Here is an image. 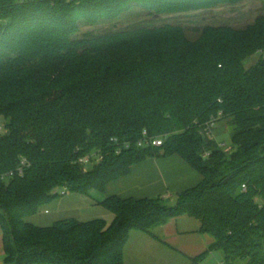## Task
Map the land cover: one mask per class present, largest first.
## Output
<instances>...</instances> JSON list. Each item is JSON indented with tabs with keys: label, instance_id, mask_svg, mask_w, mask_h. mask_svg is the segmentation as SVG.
I'll list each match as a JSON object with an SVG mask.
<instances>
[{
	"label": "trees",
	"instance_id": "trees-1",
	"mask_svg": "<svg viewBox=\"0 0 264 264\" xmlns=\"http://www.w3.org/2000/svg\"><path fill=\"white\" fill-rule=\"evenodd\" d=\"M241 1L0 0L6 262L125 264L132 230L154 235L157 225L188 214L215 241L187 264H201L215 249L223 251V264H264V14L242 27L207 23L195 37L169 22L77 35L82 24L135 8L161 16ZM254 53L257 62L245 67ZM216 115L231 117V153L213 136ZM145 130L164 143L138 145ZM169 154L202 174L174 204L112 194L97 199L113 213L110 222L27 220L64 193L93 196L133 164ZM86 155L101 158L88 167L81 162Z\"/></svg>",
	"mask_w": 264,
	"mask_h": 264
},
{
	"label": "crops",
	"instance_id": "crops-1",
	"mask_svg": "<svg viewBox=\"0 0 264 264\" xmlns=\"http://www.w3.org/2000/svg\"><path fill=\"white\" fill-rule=\"evenodd\" d=\"M220 122L217 129L219 136L224 131V125H220ZM201 180L202 174L179 154L151 156L133 164L127 174L108 182L100 197L97 196L94 200L98 203L97 199L116 194L121 197L160 196L166 202H176L181 191L198 184ZM200 226L201 221L198 218L181 214L154 227V235L132 230L125 244L129 245L134 239L135 245L132 243L129 247L131 250L129 260L143 261L142 264H159L163 261H166V264H182L190 261L215 241L212 234L201 232ZM219 251L220 253L216 254ZM4 256L3 231L0 227V264H11L5 261ZM208 257V263L214 258H217L214 264L224 262V253L221 249L210 251L201 264H204ZM124 261L127 264L125 247Z\"/></svg>",
	"mask_w": 264,
	"mask_h": 264
},
{
	"label": "rangeland",
	"instance_id": "rangeland-1",
	"mask_svg": "<svg viewBox=\"0 0 264 264\" xmlns=\"http://www.w3.org/2000/svg\"><path fill=\"white\" fill-rule=\"evenodd\" d=\"M261 13L264 14V0H242L241 2L235 4H224L209 10L190 11L179 14L172 13L161 16H149L142 13L140 8H135L132 9V11L125 12V14L114 20H100L94 24H82L77 35L85 36L105 34L135 25L169 22L173 24H181L186 28H189V35L195 37L197 34L196 31H198L197 28H200L207 23H226L237 27H242L252 22L255 17ZM258 58L259 53H254L247 57L244 61L245 67H250L251 65L255 64ZM219 116L220 115H216L212 120L215 124L212 133L213 136L217 138V141H219L220 144H223L224 150H226L228 153H231L235 150V146L231 142V130L233 128V124L230 123L231 117L221 118ZM5 122L6 119L0 116L1 132L5 131ZM219 122L220 125H224V131L222 132L221 136H219V133L217 132V129L219 128ZM92 158L93 160L90 163L85 164V166L92 167L94 165L96 159L95 157ZM92 194L94 197L76 192L64 193L60 198L54 199L53 201L42 205L38 212L27 217V220L37 225H51L58 219L75 218L84 221L101 217L110 222L114 216L113 213L105 206L96 203L94 200V198L97 196L100 197L101 192L94 190ZM167 203L174 204L175 202L172 201ZM133 241L134 239L129 242V245L125 246L127 264H142L143 261L131 262L129 260L131 251L129 247L132 243H134ZM219 253L220 251L216 254ZM208 261L209 257L205 260L204 264H214V261H217V258H214V260L212 259V261L209 263ZM189 262L190 261H186L182 264H187ZM159 264H166V261H163L162 263L160 262ZM237 264H244V261L237 260Z\"/></svg>",
	"mask_w": 264,
	"mask_h": 264
},
{
	"label": "built area",
	"instance_id": "built-area-1",
	"mask_svg": "<svg viewBox=\"0 0 264 264\" xmlns=\"http://www.w3.org/2000/svg\"><path fill=\"white\" fill-rule=\"evenodd\" d=\"M215 124L212 121L211 126L213 127ZM1 132V129H0ZM164 143V137L163 136H151L147 134L146 130L144 131V136L138 140V145H153V146H160ZM129 144V142H127ZM95 157L96 161L101 158V155L93 156ZM93 160L91 155H86L81 159V162L85 165L87 163H90ZM19 173H23V167H18ZM12 173V172H11ZM245 186V185H244Z\"/></svg>",
	"mask_w": 264,
	"mask_h": 264
}]
</instances>
